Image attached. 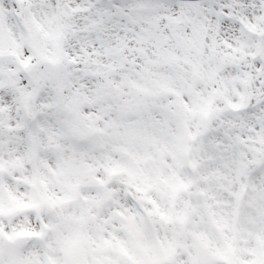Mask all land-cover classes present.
Here are the masks:
<instances>
[{"label": "snow or ice", "instance_id": "6c2138e0", "mask_svg": "<svg viewBox=\"0 0 264 264\" xmlns=\"http://www.w3.org/2000/svg\"><path fill=\"white\" fill-rule=\"evenodd\" d=\"M0 264H264V0H0Z\"/></svg>", "mask_w": 264, "mask_h": 264}]
</instances>
